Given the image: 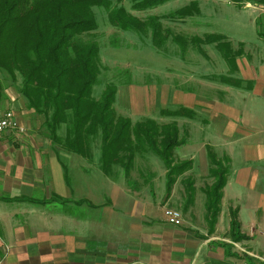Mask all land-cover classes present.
Masks as SVG:
<instances>
[{
    "label": "crops",
    "instance_id": "0c3cea01",
    "mask_svg": "<svg viewBox=\"0 0 264 264\" xmlns=\"http://www.w3.org/2000/svg\"><path fill=\"white\" fill-rule=\"evenodd\" d=\"M236 72L241 82L238 86L229 85L226 100H206L193 90L183 92L181 89L175 90L171 100L176 105L194 109L196 114H204L202 120H193L197 132L189 134L179 153L180 159L192 161L191 168L179 182L185 185L193 182L195 203L206 202L202 188L214 181L209 175L207 146H211L218 157H227L229 166L214 230L210 232L209 223L208 229L202 223L197 224L202 226H194L207 236L204 239L197 231H175L181 243L179 252L189 254V258H153L152 254L145 256L142 250L143 258L135 261L131 247L122 249V241L115 240L113 235L120 232L128 243L135 206L132 194L117 181L109 187L113 194L109 195V205L104 206L107 212L101 213L100 218L89 219L75 212L73 202L81 200V196H74L66 185L61 162L64 163V156L76 154L51 147L50 138L38 130L45 116L18 102L20 108L15 113L21 125L32 131L21 135L2 133L0 139L1 135H11L13 142L22 136V140L32 146L23 147L15 154L7 151L5 144L0 147V237L9 240L3 246L4 238L0 239V264H247L239 251L241 245L249 249V254L259 257L255 264H264V62L242 56L237 59ZM163 97V102L169 99L166 93ZM12 100L17 99L12 96ZM4 111L0 109V114ZM30 134L40 143L35 144ZM1 140L6 142L4 137ZM47 187L63 199L73 201L69 202L68 210L54 212L38 206L39 189ZM87 197L96 203L97 196ZM49 199L45 201L48 203ZM231 209L237 210L241 230L250 237L248 240L232 244L228 235L220 237V230L226 233L230 230ZM191 210L195 219L207 220V209L203 212L192 206ZM40 219L45 222L39 224ZM58 220H64L65 225H58L55 222ZM102 230H106V235ZM146 233L145 245H148L149 229ZM187 240L188 251L182 245Z\"/></svg>",
    "mask_w": 264,
    "mask_h": 264
},
{
    "label": "rangeland",
    "instance_id": "374dc122",
    "mask_svg": "<svg viewBox=\"0 0 264 264\" xmlns=\"http://www.w3.org/2000/svg\"><path fill=\"white\" fill-rule=\"evenodd\" d=\"M193 1L197 2L200 9L198 13L185 18L173 16L172 13L175 10ZM112 2L114 5L124 6L130 14L141 20L153 17L154 21L161 23L163 35L168 36L164 44L158 46L152 40L153 32L150 28L144 31L123 30L109 22L108 11L105 7H93L98 28L83 34L82 38L85 41H96L99 45L101 70L99 82L94 86V96L99 98L106 84L115 83L118 92L114 108L117 114L129 117L133 123L146 117L156 119L159 124L176 121L180 127L181 137L186 139L191 132H197V126L194 125L193 120H202L204 114L198 113L195 117L181 115L174 117L160 113L159 110L162 107L179 109L182 107L171 101L175 90L180 91L181 89L183 92L193 90L206 100H226L230 84L222 82L215 76L236 77L237 59L242 56H249L257 62H264L263 6L251 2L237 5L228 0H170L157 7L139 11L132 8L131 0H112ZM207 33L224 34L234 49L243 47L244 53L236 58L235 65L224 59L215 44L202 43L198 48L192 42H188L185 48H181L172 39V36L176 34L189 40L196 35L203 38ZM21 82L22 77L19 74L14 80L9 73L0 70V109L18 110L20 108L18 102L22 106H27L18 90ZM163 93L169 96V99L164 102ZM12 96L16 97L15 102L12 100ZM25 127L23 128L25 132L18 134L32 131L31 129L28 131V126ZM38 130L48 137L44 124ZM64 132L63 127L60 133L64 134ZM1 137H4L6 142L1 138L0 147L5 144L7 151L10 150L14 154L23 147L32 146L25 143L22 136L21 138L20 136L16 137L18 140L13 142L10 141L11 135H1ZM30 139L35 144L40 143L34 141L35 135L30 134ZM92 144L93 158L91 160L76 154L77 156H64L66 159L64 163L61 162L66 185L70 186L74 196L80 195L81 200L75 203L72 200H65L55 192H51L53 189L47 187L39 189L38 206L46 207L54 212H64L69 209V202L72 201L75 212L85 214L89 219L97 220L101 213L107 212L104 206L109 205V195L113 194L109 187L113 185V181H117L122 189H126L132 194L135 206V220L131 236L127 237L128 243H125L126 238L120 232L113 235L115 240L122 241L120 243L122 249L131 247L132 258L135 261L143 258V252L145 256L152 254L153 258L159 256L166 260L189 258V254L183 251L179 252L181 243L178 242L179 237L175 231H197L199 233L201 229L197 230L194 226H202L197 225L202 223L207 225V228L203 227L208 229V222L206 219H195L191 207L205 212L206 202L195 203L193 201L196 191L193 193V199L188 200L190 197L189 184L185 185L180 184L181 181L179 182L184 173L177 176L172 190H169L164 161L154 152L149 151L135 158L129 173H126L121 166L115 165L112 174L106 175L100 169V136L96 137ZM181 146L174 150L176 160H182L179 158ZM51 147L58 148L59 146L51 144ZM17 159L20 157L17 156ZM183 186L185 190H183ZM204 188H202L203 192ZM89 195L97 196L95 198L97 204L89 200L87 197ZM48 197L50 198L48 203L42 202ZM168 207L181 211L183 222L180 226L168 223L164 212ZM44 222L42 219L39 220V224ZM55 222L58 225H65L64 220ZM146 229H149L150 244L148 245H145ZM220 232V237L228 235L230 238L229 231L226 233L224 230H220ZM101 233L106 235V230H102ZM200 235L201 239L207 237L204 234ZM1 238H4L2 243L4 246L7 237ZM9 238L11 240V237ZM232 244L231 246L236 247ZM157 245L160 246L157 247ZM182 245L188 251V240L186 244ZM142 250L144 251L142 252ZM239 251L252 258L253 262L259 258L253 256L252 253L249 254V249L247 247L244 249L242 245ZM255 263L257 262L255 261Z\"/></svg>",
    "mask_w": 264,
    "mask_h": 264
},
{
    "label": "trees",
    "instance_id": "16d2710c",
    "mask_svg": "<svg viewBox=\"0 0 264 264\" xmlns=\"http://www.w3.org/2000/svg\"><path fill=\"white\" fill-rule=\"evenodd\" d=\"M168 1L131 0L132 8L139 11ZM228 1L237 5L251 2L264 7V0ZM95 6L105 7L109 22L123 30L150 28L152 40L158 46L168 38L163 35L161 23L153 17L141 20L124 6L114 5L112 0H0V70L9 73L14 80L18 74L22 77L19 93L28 108L45 116L43 124L53 145L91 160L92 143L100 136V169L106 175L112 174L115 165L129 173L138 155L152 151L164 161L167 187L172 190L177 176L192 166L189 159L174 158V150L185 143L178 123L159 124L152 117L133 123L129 117L117 114L114 104L118 88L113 82L106 84L99 98L94 96L101 70L99 45L96 41H85L82 35L98 28ZM199 11L197 2L193 1L172 14L185 18ZM172 39L181 48L188 42L198 48L202 43L215 44L232 65L244 53L243 47L234 49L221 33H207L203 38L196 35L189 40L176 34ZM215 78L230 85L238 86L241 82L229 75ZM159 111L174 117L196 115L194 109L183 106ZM63 127L65 132L61 134ZM207 155L209 175L214 178L213 183L204 188L207 221L212 232L221 211L229 166L228 158L218 157L211 146H207ZM192 185L190 182L188 200H192L195 191ZM230 216V238L235 242L248 240L250 237L241 230L237 210L231 209ZM244 259L247 264H254L252 258L244 255Z\"/></svg>",
    "mask_w": 264,
    "mask_h": 264
},
{
    "label": "built area",
    "instance_id": "2783aa9c",
    "mask_svg": "<svg viewBox=\"0 0 264 264\" xmlns=\"http://www.w3.org/2000/svg\"><path fill=\"white\" fill-rule=\"evenodd\" d=\"M24 127L21 125L14 110H5L0 114V134L2 133H24ZM165 217L168 223L180 226L183 222V216L180 210L174 208H165Z\"/></svg>",
    "mask_w": 264,
    "mask_h": 264
}]
</instances>
